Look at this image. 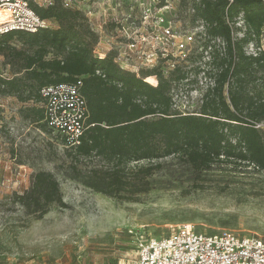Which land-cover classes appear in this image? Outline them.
<instances>
[{"label": "trees", "instance_id": "obj_1", "mask_svg": "<svg viewBox=\"0 0 264 264\" xmlns=\"http://www.w3.org/2000/svg\"><path fill=\"white\" fill-rule=\"evenodd\" d=\"M191 8L190 19L204 20L208 32L225 42L223 53L213 51L216 84L196 113L171 110L170 81L158 67L136 75L121 70L112 51L95 56L98 35L84 13L59 1L34 6L56 27L0 34V97H15L21 117L51 133L39 105L40 89L81 77L88 127L77 146L63 145L67 176L119 200L133 201L149 190V177L161 168L158 161L171 155L194 171L228 161L264 172V127H256L264 123V0H194ZM249 43L260 48L256 55L245 52ZM151 75H157L156 86L143 81L148 76L155 83ZM61 198L58 180L46 170L35 171L29 187L14 194L27 213H44Z\"/></svg>", "mask_w": 264, "mask_h": 264}, {"label": "rangeland", "instance_id": "obj_2", "mask_svg": "<svg viewBox=\"0 0 264 264\" xmlns=\"http://www.w3.org/2000/svg\"><path fill=\"white\" fill-rule=\"evenodd\" d=\"M103 1L76 3L93 29L106 23L110 29V19L140 11L137 4ZM153 2L168 5L174 21L191 20L194 0ZM51 26H57L54 20ZM20 106L14 97H0V264H134L137 238L164 237L182 225L209 235L234 232L264 239L263 171L228 161L194 171L171 155L158 161L161 168L149 177V190L133 201L119 200L70 179L60 139L23 119ZM38 170L54 174L61 202L44 213H27L14 194L23 193Z\"/></svg>", "mask_w": 264, "mask_h": 264}, {"label": "built area", "instance_id": "obj_3", "mask_svg": "<svg viewBox=\"0 0 264 264\" xmlns=\"http://www.w3.org/2000/svg\"><path fill=\"white\" fill-rule=\"evenodd\" d=\"M56 1L63 8L75 9L80 0H0V12L6 14L0 22V34L52 27L51 19L41 18L34 6L45 8ZM106 2L108 0L102 5ZM125 2L137 4L139 14L127 12L110 19V29L107 23L104 28L99 25L97 29L89 23L91 30L99 32L93 54L103 58L112 51L113 61L119 68L136 75L143 69L158 67L170 81L171 110L180 114L196 113L197 101L201 104L216 84L217 69L211 63L213 51L217 49L223 53L225 42L213 37L200 18L186 24L172 20L166 4L158 6L153 0H117V5ZM189 12L191 15L194 10L191 8ZM258 50L260 48L253 43L245 46L247 54L256 55ZM199 54L202 58H198ZM179 74L183 77L178 78ZM151 76L155 83L149 82L148 76L143 81L156 86L157 75ZM81 86L82 78L79 77L72 82L44 86L39 91L44 121L66 147L77 146L88 127ZM256 127H264V123ZM135 241L134 264H264V239L252 235L234 232L209 235L190 225H182L164 237L140 236Z\"/></svg>", "mask_w": 264, "mask_h": 264}, {"label": "bare ground", "instance_id": "obj_4", "mask_svg": "<svg viewBox=\"0 0 264 264\" xmlns=\"http://www.w3.org/2000/svg\"><path fill=\"white\" fill-rule=\"evenodd\" d=\"M6 18V14L3 12H0V22Z\"/></svg>", "mask_w": 264, "mask_h": 264}, {"label": "crops", "instance_id": "obj_5", "mask_svg": "<svg viewBox=\"0 0 264 264\" xmlns=\"http://www.w3.org/2000/svg\"><path fill=\"white\" fill-rule=\"evenodd\" d=\"M14 99L16 100V98L14 97ZM20 104V103H19Z\"/></svg>", "mask_w": 264, "mask_h": 264}]
</instances>
